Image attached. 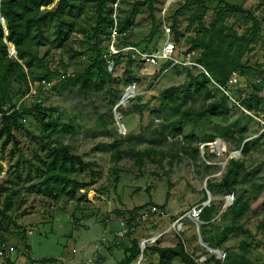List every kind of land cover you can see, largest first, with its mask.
Listing matches in <instances>:
<instances>
[{
    "label": "rangeland",
    "instance_id": "1",
    "mask_svg": "<svg viewBox=\"0 0 264 264\" xmlns=\"http://www.w3.org/2000/svg\"><path fill=\"white\" fill-rule=\"evenodd\" d=\"M87 1L91 3L93 0ZM136 1L111 0L109 6L113 10L115 22L128 16ZM185 1L156 0L154 17L158 32L149 43L147 38L152 31V23L147 12L134 17L137 25L133 27L131 40L139 45L134 50L122 49L131 55V59L121 62L115 71L112 63L108 65L107 69L113 74L114 81L102 92L83 94L77 84H60L63 78L79 74L88 66L92 53L85 52L87 47L84 38L80 35L72 38V48L84 52L72 60H68L66 54L60 51L51 52L47 59L48 67L58 72V76L50 80L53 89L43 95L41 106L53 109L54 116L59 117L60 122L74 128L73 135H58L57 139L68 146L72 154L93 164L95 184L86 192V203H80V209H76L75 202H55L37 194L34 188L30 189L35 180L28 182L24 203L14 214L13 221L0 226V236L16 250L10 262L0 259V264H82L94 255L97 256L94 264H119L124 258V251L131 247V240L144 243L145 251L156 244L174 247L178 239L185 251L198 262L210 260L215 255L200 245L196 225L187 214L204 203L203 197L207 193L210 203L220 209V214L232 205L233 193L216 187L211 188V191L207 188L208 180L213 183L220 180L224 165L231 159H242L247 167V173L234 192L243 193L250 206L242 221L243 228L249 230L254 238L247 258L252 264H264V188L256 193L250 190L251 183L260 184L264 181V138L259 146L252 145L264 131V0H225L231 6L251 14L259 26L257 37L250 45L251 50L242 59L247 69L242 74L233 73L231 76L236 79V84L228 89L232 99L227 97L224 113L187 123L183 126L182 134L174 138L165 131L166 138L160 136L157 139L165 126V113L160 108L161 92L185 83L187 70L193 76L199 72L206 73L201 66L194 65H198L196 59L199 52L187 53L188 39L202 28H208L217 1L208 0V12L202 27L197 23L190 25L188 15L184 14L175 19L176 31L172 32V16ZM245 16L244 13H235L225 20L237 36H249L247 31L252 24L246 22ZM109 32V41L105 39L101 45L107 52L118 42L116 34L113 36V28ZM167 42L174 46L172 58L184 65L172 66L171 62L163 58L158 59L156 64L142 60L140 54L162 56ZM129 80L134 83L127 86ZM251 85L260 86L258 97L261 102L257 106L254 104V108L248 111L241 107L238 91ZM131 86L134 87L133 96L117 109L119 123L124 127L120 131L114 120V108ZM208 87L214 98L225 95L217 87L218 91H214L210 85ZM39 89L40 92L34 91L32 98L28 99L30 102L35 100V96L41 95L42 90ZM175 95L182 110L198 113L205 103L212 100L205 99L203 91L196 87L184 100L180 99L179 93ZM138 97L140 101H137ZM146 103H149L148 107L144 106ZM165 110L167 113L168 108ZM103 115L106 126L99 120ZM22 124L24 129L16 130L14 134L26 158H31L35 146L27 133L38 136L40 125L31 118H26ZM242 129L249 141L245 156L242 152L240 155L236 153V134ZM220 134V138H215L213 142L203 141L207 136ZM216 140L220 142L214 143ZM115 143L119 148L118 160L113 157L112 145ZM207 144L211 146L205 147ZM195 147H198V152L192 153ZM146 150L149 153L138 164L135 154ZM204 164L210 169L206 170ZM2 165L5 167V163ZM152 205L164 206L168 217H151L137 223L134 216L138 211L132 217L127 215L138 208L146 209ZM224 206L227 207L223 209ZM29 231L31 234H28ZM119 233L124 235L118 236ZM243 240L245 236L241 233L231 236L220 249L223 255L215 258L223 260L225 252L238 253ZM131 264H157V255L146 251ZM174 264L180 263L175 260Z\"/></svg>",
    "mask_w": 264,
    "mask_h": 264
},
{
    "label": "trees",
    "instance_id": "2",
    "mask_svg": "<svg viewBox=\"0 0 264 264\" xmlns=\"http://www.w3.org/2000/svg\"><path fill=\"white\" fill-rule=\"evenodd\" d=\"M214 16L208 28H202L188 39L187 53L199 52L196 62L208 76L199 72L193 76L187 70V81L179 86H172L163 90L160 94V108L165 113V126L158 135L165 139L167 135L172 138L181 135L183 126L193 123L204 117H217L224 113L228 98L226 94H220L214 98L209 85L218 91L222 88L229 91L228 82L233 73L242 74L247 68L242 64L245 53L250 51L251 43L256 39L258 32L257 20L239 7L231 6L225 0H216ZM111 0H0V226L8 225L13 221L14 214L24 203L26 184L32 180L30 186L37 194L50 198L55 202H75L76 209H80L82 202L86 203V192L95 184L96 175L92 170V163L85 162L81 156L71 153L70 148L62 144L57 136H69L74 134V128L70 124L60 122L55 117L53 109L45 108L41 104L30 101L24 104L22 100L30 94L40 92L41 80L50 82L58 76V72L51 71L48 67V57L51 52L65 53L68 60L81 56L84 52L72 48V38L80 35L84 38L85 52L92 53V58L84 71L70 77L63 78L60 84L73 83L79 86L83 94L91 91L102 92L107 85L114 81L113 74L107 67L113 64V71L124 60L129 61L131 55L123 52L128 47H138V43L132 42V30L135 24L134 17L146 11L152 23V31L148 35L149 43L158 32L154 17L156 0H137L128 16L119 18L115 25L112 18L113 10L109 6ZM208 0H186L180 5L172 16L173 23L170 30L176 31L175 19L187 14L190 25L197 23L202 27L203 19L208 12ZM235 13H244L246 22H251L249 36H237L236 32L229 28L225 20ZM1 18L4 24L1 23ZM115 27L118 42L115 48L116 54H110L101 48L103 41H109L111 28ZM13 47L15 56L10 54ZM147 47V46H146ZM168 66V65H167ZM134 81H128L130 86ZM212 83V84H211ZM194 87L203 91L205 99H212L205 103L202 110L192 112L182 110L178 104L175 93L181 95L182 100L190 94ZM53 89V86H52ZM260 86L251 85L238 91L241 107L250 111L261 102L258 97ZM31 98L34 94H30ZM141 98L138 97L137 101ZM264 102V101H263ZM149 103L144 106L148 107ZM166 108L168 112L166 113ZM121 113V112H119ZM31 118L40 125V133L34 136L27 133V137L34 143L35 151L31 158H26L22 148L15 137L16 130H23L22 121ZM251 119V118H250ZM99 120L103 126L107 122L105 116ZM218 136H207L203 141L213 142ZM264 138V131L254 140L253 146H259ZM247 138L244 130L236 134L237 149L242 147V155L249 150V141L242 143ZM9 150L4 156L7 147ZM115 160L119 159V148L112 145ZM192 153L198 152V147L192 148ZM149 151L136 153L138 164ZM5 163V167L2 165ZM206 170L210 166L205 165ZM247 173V167L242 159L229 160L218 182L207 181V188L233 193L234 201L224 212L219 213V208L209 203V206L201 208L198 214L199 231L201 238L210 248L222 249L227 240L241 233L245 240L239 244V252H225L223 260L211 256L210 260L200 263L192 255L188 254L180 239L174 247H160L156 244L144 251L145 244L131 240V247L124 251V258L119 264H131L146 251L157 255V264H174L177 260L180 264H252L247 258L252 246V233L243 228L242 221L247 215L250 206L245 201L243 193L235 194V187ZM4 174V175H3ZM264 188V181L260 184L251 183L252 193L260 192ZM30 189H27L30 191ZM28 191V192H29ZM83 191V193H81ZM168 199V194L166 201ZM207 196L203 197L205 202ZM164 209V206L159 207ZM138 208L127 215L132 217ZM219 216V219L217 217ZM221 222L224 224L221 225ZM130 223V222H129ZM130 228V227H129ZM132 228V227H131ZM264 228V227H263ZM129 232L128 235H130ZM1 237L0 245L6 243ZM45 262L44 260H41ZM10 262V258L6 259Z\"/></svg>",
    "mask_w": 264,
    "mask_h": 264
},
{
    "label": "built area",
    "instance_id": "3",
    "mask_svg": "<svg viewBox=\"0 0 264 264\" xmlns=\"http://www.w3.org/2000/svg\"><path fill=\"white\" fill-rule=\"evenodd\" d=\"M116 25V22H115ZM114 33L113 36L115 35V27L113 28ZM169 31V30H167ZM128 50H134V48H127ZM174 52V46L172 43L167 42L164 45V48L162 50V56H156V55H147V54H140L142 60H144L147 63L150 64H156L158 59L163 58V59H167L169 62L172 63V66H177V65H184L183 62L178 61L175 58H172V54ZM110 54H116L118 53L117 50L114 49V46L112 45L110 48ZM195 66L200 67L199 65L194 64ZM201 68V67H200ZM206 74V73H205ZM236 84V79L235 78H231L228 82V86H233ZM39 86L42 90L41 95L39 96H35V100H31V103L35 102L37 104H41L42 103V98L43 95L49 91L52 86L50 82H47L46 80H41L39 83ZM226 95L227 97H229L230 99H232V96L230 95V92L227 90H224L222 88H220ZM30 94H33V89L31 88L30 90ZM27 95L25 96V98L22 100V102L24 101H29L28 99L31 98V95ZM211 146V145H210ZM195 209V208H194ZM156 217L159 219H163V218H167L168 217V213L167 211H165V209H160L159 207L152 205V206H148L146 209L138 211L136 213V215L134 216V221L139 223V222H144L150 218ZM196 217V216H193ZM198 217V215H197ZM125 233V232H124ZM28 234H31V232L29 231ZM118 236L124 235L123 233H119L117 234ZM103 241V239H102ZM16 252L15 248L13 246H10L7 243H3L0 245V259H3L6 262L7 258H10L14 253ZM96 255H94L92 258L86 260L84 263L82 264H94L96 261Z\"/></svg>",
    "mask_w": 264,
    "mask_h": 264
},
{
    "label": "water",
    "instance_id": "4",
    "mask_svg": "<svg viewBox=\"0 0 264 264\" xmlns=\"http://www.w3.org/2000/svg\"><path fill=\"white\" fill-rule=\"evenodd\" d=\"M1 23L4 24V20L1 18ZM10 54L12 56H15V51L13 49V47L10 49ZM207 75V74H206ZM133 89L134 87L131 86L129 87L126 92L124 93V95L121 97V100L120 102L117 104V106L114 108V113H113V116H114V120L116 121V124L119 128L120 131L123 130V125L119 123V117H118V113H117V109L122 106L129 98H131L133 96V94L131 95H128L129 92H132L133 93ZM247 140H245L243 143H242V146L243 144L246 142ZM216 142H220V140H216L214 143ZM211 144H207L205 147H208L210 146ZM241 150H242V147L240 148V150H238L236 153L237 155H240L241 154ZM225 166V165H224ZM209 203H210V195L209 193H207V199L204 203H202L201 205V208L203 207H206V206H209ZM227 206H224L223 209H225ZM201 208L199 210H196V209H192L188 214H187V217L189 219H192L196 225V229L198 231V240H199V243L201 246H203L207 251H209L210 253L214 254L216 257H221L223 255V252L219 249H214V248H210L206 242H204L201 238V235L199 234V225H198V217L197 215L200 213L201 211ZM193 216H196V217H193Z\"/></svg>",
    "mask_w": 264,
    "mask_h": 264
},
{
    "label": "bare ground",
    "instance_id": "5",
    "mask_svg": "<svg viewBox=\"0 0 264 264\" xmlns=\"http://www.w3.org/2000/svg\"><path fill=\"white\" fill-rule=\"evenodd\" d=\"M130 93H132V92H129L128 95H130ZM132 94H133V93H132Z\"/></svg>",
    "mask_w": 264,
    "mask_h": 264
}]
</instances>
